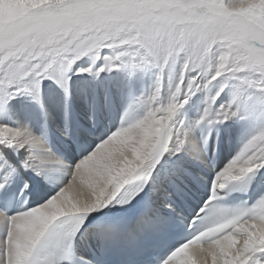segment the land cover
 <instances>
[{
	"label": "snow or ice",
	"instance_id": "1",
	"mask_svg": "<svg viewBox=\"0 0 264 264\" xmlns=\"http://www.w3.org/2000/svg\"><path fill=\"white\" fill-rule=\"evenodd\" d=\"M209 256L264 264V0H0V264Z\"/></svg>",
	"mask_w": 264,
	"mask_h": 264
},
{
	"label": "bare ground",
	"instance_id": "2",
	"mask_svg": "<svg viewBox=\"0 0 264 264\" xmlns=\"http://www.w3.org/2000/svg\"><path fill=\"white\" fill-rule=\"evenodd\" d=\"M126 70H118L113 73H104L102 76L114 78L113 86L115 92V102L117 111L120 113L123 112V109L130 103L135 97L140 96L142 94L148 93L153 84V77L150 72L138 71L136 75L133 77L131 82L125 80ZM47 104L46 106L50 107L53 116L55 117L57 114L59 115V119L64 120L68 117V113L64 110L63 106H58L54 103L49 97H46ZM27 103V101H25ZM33 111L36 118H39L40 112L38 106L33 105ZM197 111L195 109H191L189 111V115L195 118L197 116ZM78 118V111L75 113ZM55 126L56 121L55 118L50 123V129L53 133V141H56L55 134ZM245 131V126L243 124H230L228 126V131L222 133L225 137V150L223 154V163H226L232 154H234L241 135ZM223 163L219 166L222 167ZM39 180V177L36 178ZM207 264H211V257H208Z\"/></svg>",
	"mask_w": 264,
	"mask_h": 264
}]
</instances>
